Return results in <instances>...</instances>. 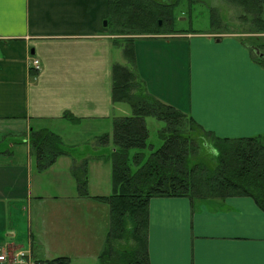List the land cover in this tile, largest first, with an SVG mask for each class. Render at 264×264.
Segmentation results:
<instances>
[{
  "label": "crops",
  "instance_id": "obj_1",
  "mask_svg": "<svg viewBox=\"0 0 264 264\" xmlns=\"http://www.w3.org/2000/svg\"><path fill=\"white\" fill-rule=\"evenodd\" d=\"M107 19L108 0H0V136L18 138L0 148V252L98 264L110 226L99 199L112 194L106 157L114 148L94 144L105 135L112 141L113 118L129 115L111 99L112 66L126 61ZM135 53L149 93L206 132L264 136V68L236 37L146 36ZM31 130L54 132L70 155L40 172ZM84 160L87 198L72 174ZM148 252L150 264H264V212L245 197L195 212L189 199L154 198Z\"/></svg>",
  "mask_w": 264,
  "mask_h": 264
},
{
  "label": "trees",
  "instance_id": "obj_2",
  "mask_svg": "<svg viewBox=\"0 0 264 264\" xmlns=\"http://www.w3.org/2000/svg\"><path fill=\"white\" fill-rule=\"evenodd\" d=\"M192 2L193 0H187ZM242 11L241 19L252 34H264V0H223ZM180 0H108V29L116 37L126 64L112 66L111 99L127 104L131 115L112 120L109 135L95 140V146L112 143L106 160L112 169V194L99 199L109 205L110 226L98 264H150L148 252L149 205L154 198H186L193 211L222 203L228 198L252 199L264 212V136L217 138L203 130L193 118L149 93L137 70L135 44L145 35L164 34V26L178 20ZM212 23L220 22L210 11ZM162 21L163 26H160ZM252 60L264 68V45L256 40H239ZM164 123L161 145L149 143L146 119ZM64 118L76 119L70 114ZM30 150L40 172L49 169L60 156L70 155L61 137L49 130H31ZM214 157V168L195 164L200 146ZM88 160L74 163L72 174L80 197H89ZM37 264H70L69 258L38 261Z\"/></svg>",
  "mask_w": 264,
  "mask_h": 264
},
{
  "label": "rangeland",
  "instance_id": "obj_3",
  "mask_svg": "<svg viewBox=\"0 0 264 264\" xmlns=\"http://www.w3.org/2000/svg\"><path fill=\"white\" fill-rule=\"evenodd\" d=\"M210 11L220 18L219 23H212ZM242 11L234 6L225 3L223 0H193L188 2L187 0H180V4L175 11V15L178 20L172 26H164V34L150 37H162L170 38L171 36H188V35H213L216 38H222L225 36H233L238 40H242L249 43L251 40H256L261 45H264V34H252L251 30L243 24L241 19ZM160 26H163L162 21ZM149 35H145L144 37ZM119 105V104H116ZM129 111V115L132 114V110L129 105L123 104ZM147 127L149 130V143L157 147L161 145L159 132L163 128L164 123L158 121L153 117L146 119ZM17 137L0 136V148L8 149L12 143H16ZM24 141L21 136L19 140ZM195 164H202L203 166L214 168L216 164V158L206 145L200 146L199 155L194 160ZM28 264L37 263L31 257L27 259Z\"/></svg>",
  "mask_w": 264,
  "mask_h": 264
},
{
  "label": "built area",
  "instance_id": "obj_4",
  "mask_svg": "<svg viewBox=\"0 0 264 264\" xmlns=\"http://www.w3.org/2000/svg\"><path fill=\"white\" fill-rule=\"evenodd\" d=\"M32 66L34 69L40 70V63L37 60L33 61ZM27 259V254L24 252H19L14 258H11L6 250H2L0 255V263L3 264H28Z\"/></svg>",
  "mask_w": 264,
  "mask_h": 264
},
{
  "label": "water",
  "instance_id": "obj_5",
  "mask_svg": "<svg viewBox=\"0 0 264 264\" xmlns=\"http://www.w3.org/2000/svg\"><path fill=\"white\" fill-rule=\"evenodd\" d=\"M159 24L161 25V22H160ZM106 25H107V23H105V26H106ZM254 51H255V53H256L257 56H259V57H263V54L260 52L259 49L254 48Z\"/></svg>",
  "mask_w": 264,
  "mask_h": 264
}]
</instances>
